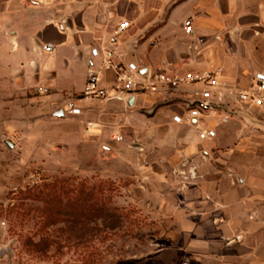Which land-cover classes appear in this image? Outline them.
<instances>
[{
  "label": "rangeland",
  "instance_id": "374dc122",
  "mask_svg": "<svg viewBox=\"0 0 264 264\" xmlns=\"http://www.w3.org/2000/svg\"><path fill=\"white\" fill-rule=\"evenodd\" d=\"M9 88L3 86L0 132V264H236L218 260L225 251L218 242L192 244L193 238L217 237L202 228L214 216V196L207 195H214L209 180L217 167L203 148L188 157L175 140L185 128L173 117H184L192 106L189 89L140 95V103L128 105L81 100L78 92L48 102L33 88L19 95ZM70 102L79 116L50 114ZM208 120L215 125V117ZM88 121L94 123L90 133ZM190 129L197 137L198 129ZM236 159L263 161L244 154ZM56 179L100 186L109 196V214L48 220L36 210L40 201L25 199L18 207L21 193ZM204 249L216 258L193 259Z\"/></svg>",
  "mask_w": 264,
  "mask_h": 264
},
{
  "label": "crops",
  "instance_id": "0c3cea01",
  "mask_svg": "<svg viewBox=\"0 0 264 264\" xmlns=\"http://www.w3.org/2000/svg\"><path fill=\"white\" fill-rule=\"evenodd\" d=\"M185 20L192 23L190 35L183 31ZM123 22L129 27L118 37L116 62L142 68L166 62L191 72L220 68V82L234 90L264 73V0H0V132L5 128L4 85L12 95L28 88L44 92L48 102L80 93L87 70L99 62L90 49L105 45ZM45 43L55 46L51 54L41 51ZM113 77V72L103 71L101 83L109 84ZM156 94L162 93L149 95ZM139 96L133 102L140 103ZM230 106L238 114L221 122L218 111L213 139H198L190 129L193 120L183 123L185 132L175 139L185 156L193 157L201 147L217 167L209 180L214 195H207L214 196V216L202 227L217 237L193 238L192 244L208 248L218 242L225 250L219 254L221 262L264 264V105ZM57 109L62 108L50 114ZM254 147L263 152H248ZM240 154L263 161L246 163L236 159ZM212 254L204 249L192 257L210 261L216 258Z\"/></svg>",
  "mask_w": 264,
  "mask_h": 264
},
{
  "label": "built area",
  "instance_id": "2783aa9c",
  "mask_svg": "<svg viewBox=\"0 0 264 264\" xmlns=\"http://www.w3.org/2000/svg\"><path fill=\"white\" fill-rule=\"evenodd\" d=\"M129 27L128 22L121 23L100 49L91 48L92 57L99 59L97 67L87 70L86 80L79 93L81 100L100 99L105 101H123L129 96L163 93L167 90L189 89L188 98L191 107L187 109L184 118L175 115L173 120L178 123H192L198 129L200 140L213 139L216 136L215 127L208 120L218 111L221 122H226L233 115L231 103L242 107H262L264 105V73L255 74L250 83L243 88L232 89L219 80L220 68L191 72L179 69L175 65L162 63L156 67H149L146 76L138 74L142 67L130 61H115L118 37ZM186 35L193 32L190 20L183 23ZM201 41V40H200ZM55 49L52 43L41 45V51L51 54ZM93 66V65H92ZM111 71L114 74L109 84L101 83V73ZM225 107V108H223ZM64 113L79 116L81 109L75 103H68ZM85 129L90 133L94 129L93 122H86Z\"/></svg>",
  "mask_w": 264,
  "mask_h": 264
},
{
  "label": "trees",
  "instance_id": "16d2710c",
  "mask_svg": "<svg viewBox=\"0 0 264 264\" xmlns=\"http://www.w3.org/2000/svg\"><path fill=\"white\" fill-rule=\"evenodd\" d=\"M21 194L19 208L25 199L40 201L42 205L36 210L39 216L48 220L55 216H70L78 221L92 217L103 219L109 214V196L103 194L100 186L87 185L82 181L73 185L69 179H56Z\"/></svg>",
  "mask_w": 264,
  "mask_h": 264
},
{
  "label": "water",
  "instance_id": "95a60500",
  "mask_svg": "<svg viewBox=\"0 0 264 264\" xmlns=\"http://www.w3.org/2000/svg\"><path fill=\"white\" fill-rule=\"evenodd\" d=\"M149 68H141L138 70V74H140L141 76H146L147 72H148ZM126 103L128 105H132L133 101H134V96H129L125 99ZM225 108V107H224ZM230 113L232 114H238V111L236 110H228ZM53 116H57V117H64V113L62 109H57L56 111L53 112L52 114ZM10 146V144H9Z\"/></svg>",
  "mask_w": 264,
  "mask_h": 264
}]
</instances>
